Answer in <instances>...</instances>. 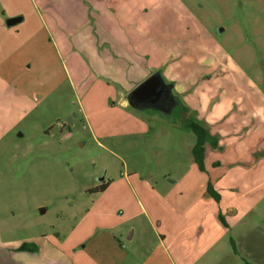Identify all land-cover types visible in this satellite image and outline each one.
Listing matches in <instances>:
<instances>
[{
	"label": "rangeland",
	"instance_id": "374dc122",
	"mask_svg": "<svg viewBox=\"0 0 264 264\" xmlns=\"http://www.w3.org/2000/svg\"><path fill=\"white\" fill-rule=\"evenodd\" d=\"M71 1L77 23L103 16L144 48L148 73L162 69L183 104L170 116L121 108L103 79L73 86L64 59H44L27 119L0 140V264H21L23 244L36 250L22 264H108L98 238L134 225L125 264H264V0ZM194 121L208 133L203 170ZM139 201L151 224L111 228Z\"/></svg>",
	"mask_w": 264,
	"mask_h": 264
},
{
	"label": "crops",
	"instance_id": "0c3cea01",
	"mask_svg": "<svg viewBox=\"0 0 264 264\" xmlns=\"http://www.w3.org/2000/svg\"><path fill=\"white\" fill-rule=\"evenodd\" d=\"M23 1L26 3V0ZM63 2L65 4L60 8V5H56V3L49 7L43 5V0H27L29 3L27 10L21 8L16 0H0V140L11 134L27 119L29 105L33 103L31 98L33 95H29L28 91L29 76L38 75L44 67V59L50 60V56L64 59V67L73 86H75V75L82 78L83 75L91 76L92 74L103 79V84L119 95L121 108L130 106L128 100H124L123 91L129 90V87L132 86L133 88L128 91L130 93L150 76L147 71L149 68L148 55L146 56L144 48L137 45L138 43L134 42L129 35H127V40L121 39L116 26L108 27L105 23L103 24V16H100V22H94L92 25L77 23L76 16L72 15L73 7L70 8L72 1L64 0ZM97 2L104 6L105 10L109 8L106 5V0H97ZM16 16H22L23 19L15 25H8L7 19ZM139 58L147 61V67H145V63L139 62ZM158 71L164 78L162 69L155 72ZM88 83L82 82L84 92L91 90V87H86ZM174 90H177L175 85L173 92L176 96ZM109 103L111 107L116 106L111 102V99ZM182 104L179 102V105ZM177 108L179 106L175 109ZM161 121H166V118ZM203 187L202 183L199 184L200 190H203ZM138 203L140 205H138V213L127 217L126 214L120 212L121 221L115 222L116 224L111 228H121L122 225L133 219L137 220L136 223H140L138 225L140 229L144 228L146 224H151V216L144 203L141 201ZM102 215L104 218L111 217L108 210ZM131 227V232L127 231L124 238L121 231L116 234L112 232L107 238H103V236L98 238L97 242L104 244L106 253L109 254L103 261L107 262L110 257L108 264H125L128 258L124 249L125 241L132 243L137 235V226ZM157 237L159 238V236ZM175 237L176 235H174V239ZM195 238L194 235L191 239ZM117 239L119 243L123 244L120 248ZM165 239V237L160 238L157 248L168 253L169 246L166 245ZM43 244L47 247L51 245V248L59 254V249L54 248L47 238L43 240ZM17 251L19 256L21 255L19 257L21 264L34 253L21 249ZM130 251L136 252L131 249Z\"/></svg>",
	"mask_w": 264,
	"mask_h": 264
},
{
	"label": "water",
	"instance_id": "95a60500",
	"mask_svg": "<svg viewBox=\"0 0 264 264\" xmlns=\"http://www.w3.org/2000/svg\"><path fill=\"white\" fill-rule=\"evenodd\" d=\"M23 19L16 16L7 19L8 25H15ZM174 84L167 83L161 72H155L137 85L129 94V105L140 111L156 110L165 115H171L179 106L174 92Z\"/></svg>",
	"mask_w": 264,
	"mask_h": 264
},
{
	"label": "trees",
	"instance_id": "16d2710c",
	"mask_svg": "<svg viewBox=\"0 0 264 264\" xmlns=\"http://www.w3.org/2000/svg\"><path fill=\"white\" fill-rule=\"evenodd\" d=\"M188 128H189V130H191L196 135V138H197V142L192 149L193 159H194L195 163L197 164V166L201 170H203V159H204V154H205V145L207 142L208 133L202 127L201 124H199L198 122H195V121L192 122L191 124H189ZM106 187H107V185L103 184V185L99 186L98 188L94 189L93 192H102L106 189ZM208 191L215 198L217 197V193H215L214 190H212L211 186L208 187ZM20 249L25 250V251H35L36 247L34 246V247L29 249L28 244H23Z\"/></svg>",
	"mask_w": 264,
	"mask_h": 264
}]
</instances>
